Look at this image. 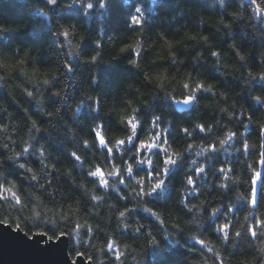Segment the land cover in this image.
Wrapping results in <instances>:
<instances>
[{"label":"clouds","instance_id":"9594fccd","mask_svg":"<svg viewBox=\"0 0 264 264\" xmlns=\"http://www.w3.org/2000/svg\"><path fill=\"white\" fill-rule=\"evenodd\" d=\"M4 243L264 264V0H0Z\"/></svg>","mask_w":264,"mask_h":264},{"label":"water","instance_id":"95a60500","mask_svg":"<svg viewBox=\"0 0 264 264\" xmlns=\"http://www.w3.org/2000/svg\"><path fill=\"white\" fill-rule=\"evenodd\" d=\"M42 258L41 253L35 250L26 251L7 243L0 244V264H41Z\"/></svg>","mask_w":264,"mask_h":264},{"label":"trees","instance_id":"16d2710c","mask_svg":"<svg viewBox=\"0 0 264 264\" xmlns=\"http://www.w3.org/2000/svg\"><path fill=\"white\" fill-rule=\"evenodd\" d=\"M13 19H16V18H13Z\"/></svg>","mask_w":264,"mask_h":264}]
</instances>
